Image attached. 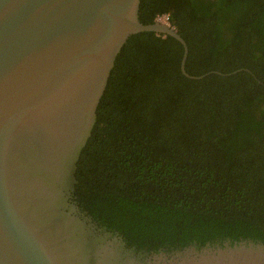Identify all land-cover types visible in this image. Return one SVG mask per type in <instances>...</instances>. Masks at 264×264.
I'll list each match as a JSON object with an SVG mask.
<instances>
[{
	"label": "trees",
	"instance_id": "16d2710c",
	"mask_svg": "<svg viewBox=\"0 0 264 264\" xmlns=\"http://www.w3.org/2000/svg\"><path fill=\"white\" fill-rule=\"evenodd\" d=\"M82 150L73 199L139 264L264 246V0H141Z\"/></svg>",
	"mask_w": 264,
	"mask_h": 264
},
{
	"label": "water",
	"instance_id": "95a60500",
	"mask_svg": "<svg viewBox=\"0 0 264 264\" xmlns=\"http://www.w3.org/2000/svg\"><path fill=\"white\" fill-rule=\"evenodd\" d=\"M141 0H0V264H139L73 199L82 150L116 58L139 32ZM150 264H264V246H227Z\"/></svg>",
	"mask_w": 264,
	"mask_h": 264
},
{
	"label": "flooded vegetation",
	"instance_id": "af4514ba",
	"mask_svg": "<svg viewBox=\"0 0 264 264\" xmlns=\"http://www.w3.org/2000/svg\"><path fill=\"white\" fill-rule=\"evenodd\" d=\"M114 249H115L116 251H118L119 253H121V250H119L118 248L114 247ZM127 255L129 256V253H128Z\"/></svg>",
	"mask_w": 264,
	"mask_h": 264
},
{
	"label": "rangeland",
	"instance_id": "374dc122",
	"mask_svg": "<svg viewBox=\"0 0 264 264\" xmlns=\"http://www.w3.org/2000/svg\"><path fill=\"white\" fill-rule=\"evenodd\" d=\"M163 21H167V16H162Z\"/></svg>",
	"mask_w": 264,
	"mask_h": 264
},
{
	"label": "built area",
	"instance_id": "2783aa9c",
	"mask_svg": "<svg viewBox=\"0 0 264 264\" xmlns=\"http://www.w3.org/2000/svg\"><path fill=\"white\" fill-rule=\"evenodd\" d=\"M168 19V18H167Z\"/></svg>",
	"mask_w": 264,
	"mask_h": 264
}]
</instances>
